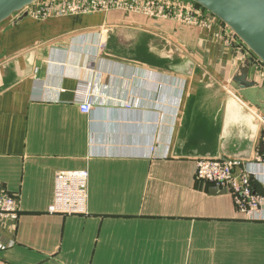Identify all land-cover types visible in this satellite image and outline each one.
Returning <instances> with one entry per match:
<instances>
[{
    "label": "crops",
    "instance_id": "crops-1",
    "mask_svg": "<svg viewBox=\"0 0 264 264\" xmlns=\"http://www.w3.org/2000/svg\"><path fill=\"white\" fill-rule=\"evenodd\" d=\"M36 5L0 25V190L20 206L0 264H264V220L195 175L198 158L263 152L264 114L232 83L264 87V64L201 7L190 24ZM77 170L88 213H50L56 174Z\"/></svg>",
    "mask_w": 264,
    "mask_h": 264
},
{
    "label": "built area",
    "instance_id": "built-area-1",
    "mask_svg": "<svg viewBox=\"0 0 264 264\" xmlns=\"http://www.w3.org/2000/svg\"><path fill=\"white\" fill-rule=\"evenodd\" d=\"M34 4L37 5L30 12L39 19L79 11L122 9L154 17L176 15L185 23L197 24L200 21L197 18L200 15L197 8L205 10L192 0H38ZM208 12L209 15L212 14ZM202 21L206 22L205 18ZM79 104L83 112L89 113L92 110L88 99ZM261 140L264 145V131ZM159 147V144L153 145L151 153L158 154ZM195 175L218 188L229 189L236 210L245 217L264 220V151L256 153L251 160L236 157L198 158ZM88 177L87 170L58 172L55 176L54 200L49 206V212L62 215L87 214ZM19 212L18 198L11 192L0 190V221L16 220Z\"/></svg>",
    "mask_w": 264,
    "mask_h": 264
},
{
    "label": "water",
    "instance_id": "water-1",
    "mask_svg": "<svg viewBox=\"0 0 264 264\" xmlns=\"http://www.w3.org/2000/svg\"><path fill=\"white\" fill-rule=\"evenodd\" d=\"M38 0H0V25ZM225 23L264 64V0H192ZM233 87L264 114V87L236 77ZM264 151V145L261 147Z\"/></svg>",
    "mask_w": 264,
    "mask_h": 264
},
{
    "label": "trees",
    "instance_id": "trees-1",
    "mask_svg": "<svg viewBox=\"0 0 264 264\" xmlns=\"http://www.w3.org/2000/svg\"><path fill=\"white\" fill-rule=\"evenodd\" d=\"M198 4V3H197ZM199 5V4H198ZM201 6V5H200ZM204 8V7H203Z\"/></svg>",
    "mask_w": 264,
    "mask_h": 264
}]
</instances>
